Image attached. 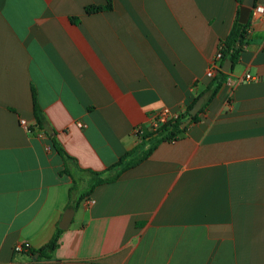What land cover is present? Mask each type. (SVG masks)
Returning <instances> with one entry per match:
<instances>
[{
	"label": "crops",
	"instance_id": "1",
	"mask_svg": "<svg viewBox=\"0 0 264 264\" xmlns=\"http://www.w3.org/2000/svg\"><path fill=\"white\" fill-rule=\"evenodd\" d=\"M237 7L0 0V264L33 261L14 246L46 244L67 209L40 264H264V14L199 121L95 185L153 131L155 112L178 115L208 84ZM245 74L254 80L236 83Z\"/></svg>",
	"mask_w": 264,
	"mask_h": 264
},
{
	"label": "trees",
	"instance_id": "2",
	"mask_svg": "<svg viewBox=\"0 0 264 264\" xmlns=\"http://www.w3.org/2000/svg\"><path fill=\"white\" fill-rule=\"evenodd\" d=\"M235 1L238 7L235 13L232 26L226 38L219 43V46L222 47L220 67L222 66L225 60H229L232 63V66L235 65L239 60L240 54L249 43L246 37L247 30L250 27L251 23L250 14L246 24H240L238 22V13L242 0ZM111 8L112 3L111 1H108L104 5H87L84 7V13L86 15H92L104 11H109L111 10ZM238 38L239 44L236 47L235 44ZM226 78L227 74L218 71L215 76L210 79L204 89L194 96L190 104L185 107L183 112L179 113L176 118L168 120L167 122L158 126L152 132L144 135L141 138V142L138 146L126 152L122 157H120L118 162L114 166H112V168H110V170H114L113 173L104 179H98L95 185L114 182L122 173L139 165L144 160H146L158 145L166 142L170 143L179 140L191 124L197 123L199 121L200 115L206 111L208 105L215 98L219 88L224 84ZM200 97L204 99V102L199 112L195 117L192 118L191 123L187 127L182 128V124L189 118L188 111ZM32 101L34 120L36 125L40 127L42 122L41 111L37 106L34 91H32ZM29 130L31 131V127H29ZM83 198L84 197H81L80 200H82ZM60 232V229H56V232L54 233L52 238L46 244L36 250H32L29 247L26 250L29 256L33 257L35 254H37L38 256L36 260L31 261L27 264H40L41 260L50 259L51 253L57 246L58 234Z\"/></svg>",
	"mask_w": 264,
	"mask_h": 264
},
{
	"label": "built area",
	"instance_id": "3",
	"mask_svg": "<svg viewBox=\"0 0 264 264\" xmlns=\"http://www.w3.org/2000/svg\"><path fill=\"white\" fill-rule=\"evenodd\" d=\"M263 14H264V7L260 5H255L250 11L251 22L258 20ZM221 50H222V47L218 46V49L214 57L212 58V60L210 61L207 67V70L205 72V77L208 79H212L215 76V74L218 71H220ZM252 80H254L253 77H251L249 74H245L240 79H237L235 81L236 83H242V82H250ZM224 84L225 85L233 84L231 77H227ZM176 116H177L176 114L171 113L168 109H161L158 112H155L152 115L153 121H154L153 130H155L158 126L167 122L168 120L176 118ZM19 124L20 126L25 128L29 133H31V131L29 130V126L26 124V122L23 119H20ZM28 248H29V245L26 243L16 244L13 248V252L23 253V252H26Z\"/></svg>",
	"mask_w": 264,
	"mask_h": 264
},
{
	"label": "water",
	"instance_id": "4",
	"mask_svg": "<svg viewBox=\"0 0 264 264\" xmlns=\"http://www.w3.org/2000/svg\"><path fill=\"white\" fill-rule=\"evenodd\" d=\"M254 3H255V0H242L241 5L239 7V13H238V22L240 24H242V25L246 24L248 17H249V14H250V11L254 7ZM238 44H239V38L236 41L235 46L237 47ZM231 67H232V63L229 60H225L222 64L221 68H220V71L222 73L227 74L230 71ZM203 102H204V99L202 97H200L194 103V105L188 111L189 118L182 124V126H181L182 128L187 127L191 123L192 118L197 115V113L199 112ZM72 214H73L72 209H67L64 212V214L61 218V221L58 225V228L60 230H65L68 227V225L70 224L71 219H72ZM37 256L38 255L35 254L32 257V260L33 261L36 260Z\"/></svg>",
	"mask_w": 264,
	"mask_h": 264
}]
</instances>
